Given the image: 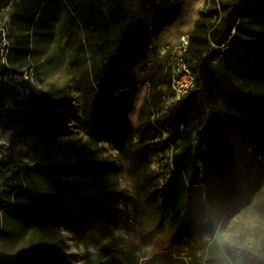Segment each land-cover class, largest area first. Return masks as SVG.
<instances>
[{"label":"rangeland","instance_id":"rangeland-1","mask_svg":"<svg viewBox=\"0 0 264 264\" xmlns=\"http://www.w3.org/2000/svg\"><path fill=\"white\" fill-rule=\"evenodd\" d=\"M83 1L103 12L99 23H85ZM115 1L0 0V48H7L0 89L14 95L17 86L28 90L29 98L42 99L35 112L46 107L65 127L47 136L19 134L0 123V142L9 144L0 161V264H95L104 245L116 254L102 264H264V145L246 150L247 180L211 221L190 216L188 201L171 221L160 203L183 127L199 126L193 112L176 108L173 50L199 20L218 24L244 0H120L122 10ZM174 2L180 14L173 24L158 37L138 31L131 47L102 68L97 47L106 41L111 51L117 45L128 13L151 28L152 12L168 19ZM263 12L264 0H253L240 20L260 30ZM188 60L196 62L193 51ZM212 64L225 71L220 58ZM105 74L107 96L130 108L123 118L129 127L100 134L90 124ZM234 81L245 89L250 84L237 76ZM206 120L203 114L202 135L194 130V142L204 138ZM233 143L245 151L241 140ZM107 165L110 170L99 173ZM90 207L116 210V223L90 227Z\"/></svg>","mask_w":264,"mask_h":264},{"label":"trees","instance_id":"trees-1","mask_svg":"<svg viewBox=\"0 0 264 264\" xmlns=\"http://www.w3.org/2000/svg\"><path fill=\"white\" fill-rule=\"evenodd\" d=\"M252 1L244 0L243 4L233 6L218 24L199 20L195 32L190 35L186 61L198 75V86L178 101L176 108H182V113L187 116L193 112L199 126L189 123L183 127L180 150L173 154L171 171L160 190L162 210L171 221L178 219L186 201L190 216L196 214L208 222L218 212L226 211L235 186L247 180L249 159L246 150L264 145V12L258 15L260 30L251 29L240 20L243 9ZM115 6L123 9L120 0L115 1ZM79 10L85 23L91 26L99 23L104 15L88 1L81 2ZM252 11L254 8L250 6L248 12ZM170 13L168 19L162 20L157 11H153L151 28L135 14L128 13V23L122 25L117 45L111 51H108L106 41L97 47L102 68L107 69L120 53L131 47L138 31L146 33L151 30L153 36L158 37L165 26L173 24L180 14L177 2L170 6ZM192 51L196 58L194 64L188 60ZM217 58L224 63L222 73H218L212 64ZM104 76L100 105L90 124L92 132L100 134L113 133L117 125L121 129L129 127L123 118L130 108L122 109L116 99L107 96L109 77L108 74ZM234 76L249 82V87L243 88L234 81ZM12 93V90L0 89V103L15 97ZM133 93L124 91L122 95ZM37 101L42 99L30 97L19 102L16 111L0 116V123L9 125L19 134H62L65 127L55 123L48 108L41 107L35 112ZM217 102L222 105L220 109L212 106ZM203 114L207 116L204 138L194 142V130L198 138L202 135ZM238 140L244 143L242 154L233 143ZM108 170V165L102 166L99 173L106 174ZM116 221V210L89 208L90 227L114 225ZM115 254L112 245H104L99 250L101 260L95 264H102Z\"/></svg>","mask_w":264,"mask_h":264},{"label":"built area","instance_id":"built-area-1","mask_svg":"<svg viewBox=\"0 0 264 264\" xmlns=\"http://www.w3.org/2000/svg\"><path fill=\"white\" fill-rule=\"evenodd\" d=\"M190 44V35L184 34L179 38L173 50L172 65L170 68V85L177 101L186 98L198 86V75L186 61ZM7 48L3 46L0 51V65L6 63ZM1 82V77H0ZM15 97H9L0 103V116L5 117L11 111H16L19 102L29 98V92L20 86L16 87ZM9 150V144L0 142V161Z\"/></svg>","mask_w":264,"mask_h":264}]
</instances>
